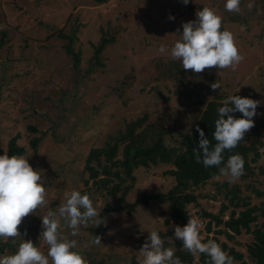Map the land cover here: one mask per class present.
I'll return each instance as SVG.
<instances>
[{
    "label": "rangeland",
    "instance_id": "rangeland-1",
    "mask_svg": "<svg viewBox=\"0 0 264 264\" xmlns=\"http://www.w3.org/2000/svg\"><path fill=\"white\" fill-rule=\"evenodd\" d=\"M225 4L226 0H189L187 5L183 0H0V155L7 152L10 138L19 134L17 143L26 148L23 156L44 180L46 199L23 219L14 248L0 256L14 254L23 239L47 254L48 246L40 238L41 217L49 209L57 211L65 193L72 190H86L98 215L72 239V230L62 219L58 231L62 238L77 241L73 251L83 252L86 264L142 260L139 250L150 231L157 230L163 239L161 232L183 227L175 223L169 203L153 200L132 214L106 215L104 233L93 234L87 225L98 222L106 204L116 206L117 202L106 187L96 188L92 179L85 183L89 174L83 175L82 170L91 148L104 146L138 117L146 116L138 130L159 124L170 128L164 140L173 146L181 145V134L200 116L219 118L217 109L229 96L254 92L263 104L258 94L264 97V0H240L238 13L227 11ZM203 7L214 9L222 18V31L233 33L244 57L234 69L214 67L194 73L178 69L181 62L171 57L183 23L196 20V12ZM104 30L107 36L116 37L101 53L104 67L96 66L93 73H87ZM161 46L164 53L159 51ZM74 51H80L81 72L74 67ZM216 82L219 88L214 90L211 85ZM117 86L120 92H112ZM259 105L254 121L264 113V105ZM237 114L231 115L237 118ZM30 124L38 132L31 131ZM36 136L41 138L37 150L30 143ZM171 168V164L136 168L129 200L139 191L167 192L175 184L174 177L165 172ZM257 191L264 192V174L257 167L256 174L246 178L230 181L217 175L195 188L198 203L190 204L189 209L201 222V238L206 237L209 219L201 221L202 209L218 213L222 203L229 204L227 218L232 209L244 208L230 204L233 192L249 201L248 206H261L264 196ZM96 236L100 244L94 243ZM220 238L247 254L252 235L243 233L233 241L223 234ZM246 259L252 264L248 255ZM198 260L196 254L194 264H200Z\"/></svg>",
    "mask_w": 264,
    "mask_h": 264
},
{
    "label": "clouds",
    "instance_id": "clouds-1",
    "mask_svg": "<svg viewBox=\"0 0 264 264\" xmlns=\"http://www.w3.org/2000/svg\"><path fill=\"white\" fill-rule=\"evenodd\" d=\"M187 5L189 0H183ZM225 8L229 12L240 11V0H226ZM197 19L184 22L183 33L171 48V57L181 62L183 69L201 73L205 69L233 68L244 57L240 54L231 31L222 28V18L210 7H203L196 12ZM174 19V17H170ZM179 32V29H177ZM159 51H166L161 46ZM211 87L219 88L218 83ZM219 107L218 119L215 121L213 146L203 129L196 126L199 132V144L194 149L197 163L207 167H219L224 162L223 153L231 152L245 135L254 127L253 117L257 115L260 101L239 95L229 96ZM231 105V106H229ZM242 113L236 118L232 113ZM260 151L264 153V148ZM244 159L239 154L230 155L226 165L219 167L221 175L229 177L230 181L239 179L244 174ZM46 203L44 180L39 170H36L23 155L9 156L6 152L0 155V238H15L20 234L19 226L25 217L32 214L38 207ZM83 210V211H82ZM98 215L93 201L88 194L78 190L65 193V199L57 211L49 209L41 217L42 228L40 238L48 246L47 254L31 240L23 239L14 254L0 256V264H86L84 257L76 251V240H67L60 236L58 229L61 219L70 228L71 236H77L81 225H86ZM99 223H97V226ZM202 225L197 217L188 218L185 226H175V239L182 242L183 249L192 255L206 254L210 264H234V258L229 256L215 240L202 242L200 229ZM146 241L139 250L142 260L138 264H182L175 250L164 246V240L157 230L149 232ZM24 235H27L25 230ZM150 241V242H149ZM94 243L100 244L96 236Z\"/></svg>",
    "mask_w": 264,
    "mask_h": 264
},
{
    "label": "trees",
    "instance_id": "trees-1",
    "mask_svg": "<svg viewBox=\"0 0 264 264\" xmlns=\"http://www.w3.org/2000/svg\"><path fill=\"white\" fill-rule=\"evenodd\" d=\"M115 37L114 35L107 36L104 30L98 45L94 46V54L89 59V66L85 69V72L93 73L96 66L104 67L101 61V53L109 43L114 41ZM72 39H76L75 33H73ZM73 59L74 67L81 72L80 51H74ZM178 69H182V66ZM208 75L213 78L210 72H208ZM119 88L117 86L111 90L112 92H120ZM256 95L252 92L240 96L256 100L258 99ZM258 96L263 101V104L259 106L263 107V94L259 93ZM223 97L226 96L223 95ZM241 117L242 113L238 112L237 118ZM145 120L146 116L129 121L124 131L120 130L116 136H111L104 146L91 148L86 158L82 174L88 173L89 179H85L84 182L88 183L92 179L96 188L106 187L107 194L112 198H116L117 202L116 206L113 203L106 204L99 214L98 226L97 223L93 224V222L87 225L93 234L100 235L104 233L107 227L105 226L106 215L122 212L132 214L139 206H147L153 200L161 204L169 203L175 223L185 226L188 218L192 217L189 205L198 203V197L194 193L195 188L205 184L215 176L221 175L219 167L226 165L227 158L230 155L239 154L243 157L245 163L242 178L256 174V167L260 173L264 174V153L260 151L261 148H264V113L260 114V117L254 121V127L246 133L244 140L240 141L236 148L232 149L231 152L226 150L223 153L224 162L219 167L207 168L203 163H197L195 159L194 149L197 148L200 139L196 126L199 125L203 129L214 146L216 141L212 134L215 130L216 119L200 116L190 130L181 134V145L173 146L167 145L164 140L165 134L171 131L170 128H165L159 124V126L148 125L146 128L138 130ZM28 126L31 131L38 132L36 125L30 124ZM18 138L19 134L8 141L6 153L9 156L24 155L26 153V148L17 143ZM40 141L41 138L37 136L31 140L30 143L35 150H37ZM119 154L121 155L118 156ZM260 160H263L262 164L252 165ZM160 164L172 165V168L165 172L174 177L175 184L167 192L146 193L139 191L137 197L132 198L130 201L128 196L135 187L136 181V177L133 176L134 170L139 167L149 168L151 165L158 166ZM101 175L105 176L101 178L99 177ZM80 192L86 194V190ZM257 192L259 195L264 196V192ZM235 199H237V202H235ZM230 204L237 207L243 206L244 208L239 211L235 208L232 209L227 218H225V212L229 209V204L222 203L218 213L202 209L200 212L201 221L205 222V218H209L205 223L206 237L202 239V242L206 243L209 239L215 240L229 256L234 258V262L239 261L241 264H250L246 259V255H248L252 264H264V202L261 206H248L249 201L240 198L236 192H233ZM243 233L252 235V240L247 244V254L220 238L223 234L230 241H233L236 236ZM161 234L165 242L164 246L173 248L175 255L180 258L182 264H194L195 255L183 249L182 242L176 240L175 236L171 237L174 235L173 229L165 233L161 232ZM69 237L72 239L71 234ZM141 240L142 237L139 238V242ZM15 243L14 238H0V253H4L7 249H13ZM198 254L200 264H210V258L206 254ZM130 264H138V261L131 260Z\"/></svg>",
    "mask_w": 264,
    "mask_h": 264
}]
</instances>
